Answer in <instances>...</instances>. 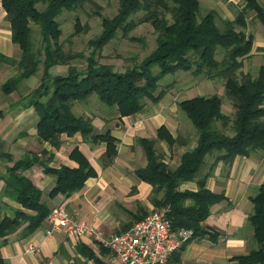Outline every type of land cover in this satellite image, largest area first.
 I'll return each mask as SVG.
<instances>
[{
    "label": "trees",
    "instance_id": "16d2710c",
    "mask_svg": "<svg viewBox=\"0 0 264 264\" xmlns=\"http://www.w3.org/2000/svg\"><path fill=\"white\" fill-rule=\"evenodd\" d=\"M0 1L10 23L11 41L20 49L18 59L0 54V62L15 65L18 70L1 85L0 90L9 94L22 80L35 74L38 65L42 64L44 71L40 83L29 94V104L39 117L36 126L39 139L57 147L62 133H80L93 143L104 142L106 148L101 157L104 167L111 164L116 156L115 140L108 131L94 133L90 118L73 112L74 102H83L96 95L104 106L115 109L121 117L138 112L147 101L160 99L166 90L158 89L159 82L177 71H190L195 76L224 81L225 93L234 108L231 119L233 133L228 135L222 130L230 119L221 112L222 101L218 95L182 100L178 106L186 113L197 133L196 147L182 155L177 168L169 169L162 161V155L155 151L154 143L163 140L172 147L181 140L174 138L162 126L155 139H139L147 165L134 171L138 180L152 186L155 206L169 207L167 215L173 229L188 228L192 230L193 237L203 236L206 231L201 223L208 216L210 206L224 198L205 187V177L196 179L205 157L218 152L215 160L230 161L236 155L264 150V66L259 67L254 77L248 73L238 75L242 60L252 47L251 35L245 32L246 14L254 12V18L264 26V7L258 0H241L243 7L233 20H221L222 27L216 25L213 10L198 16L199 0H117L116 14L111 18L103 16L102 32L89 41L93 51L86 58L83 71L68 65L72 59L83 55L64 51L59 43L62 32L56 18L63 11H74L89 0ZM39 4L42 9L38 8ZM138 13L140 15L136 16ZM31 22L39 28L40 49L33 48ZM142 23H150L156 37L154 50L141 62L120 72L111 64L98 63L93 58L117 31L131 41L141 40L128 34ZM74 27L75 33L82 28L78 20ZM219 53L220 59L217 58ZM53 65H68L67 73L50 76L48 68ZM153 66L158 67L155 74L151 70ZM46 95H49L48 99L41 102L40 98ZM216 122H220L222 129L215 126ZM45 155L46 151L41 155L26 153L13 162L6 175L0 177L4 181L2 193L29 211L17 210L13 216L0 220V237L15 232L22 225L21 237L27 236L43 223L50 212L41 201V190L23 174L34 164L41 165L44 172L55 178L50 197L59 193L69 196L81 189L88 177L96 175L87 158L76 147L69 154V158L78 164L74 168H49L46 161L53 156L49 155L44 160ZM4 156L12 161L10 155ZM194 180L196 191L179 190L181 183ZM158 194L161 196L156 198ZM186 201L190 203L187 205ZM250 201L253 212L249 221L256 247L235 259L237 264H264V183ZM0 264L8 263L0 259Z\"/></svg>",
    "mask_w": 264,
    "mask_h": 264
},
{
    "label": "crops",
    "instance_id": "0c3cea01",
    "mask_svg": "<svg viewBox=\"0 0 264 264\" xmlns=\"http://www.w3.org/2000/svg\"><path fill=\"white\" fill-rule=\"evenodd\" d=\"M204 12L215 11V20H233L243 7L241 0H199ZM264 7V0H258ZM249 11L245 17V32L251 35L252 47L242 60L239 74H257L264 66V26ZM217 22V23H218ZM0 54L18 59L20 49L11 41L10 23L0 1ZM68 65H53L48 68L50 76L65 75ZM43 65H38L35 74L22 80L19 86L5 94L0 90V177L6 175L13 162L26 153H36L46 161L49 168L68 166L77 167L69 158L76 147L88 160L96 175L88 177L82 188L69 196L57 194L49 196L55 184V178L44 172L39 164H34L23 174L38 187L41 201L51 210L63 204L69 215L78 223L90 226L105 236L126 230L135 221L150 211L157 209L153 202L152 186L138 180L134 171L147 165V157L141 138L155 139L157 130L164 126L168 132L181 142L169 147L165 141L157 140L154 149L162 155V161L173 170L180 164L184 153L192 151L197 145V133L178 103L195 96L218 95L221 98V112L229 117V123L222 129L220 122L215 126L231 135V119L234 115L232 102L225 90L220 88V78L207 79L197 76L203 82H195L187 93L165 91L155 102L147 101L136 113L119 116L115 109L104 106L96 95H91L83 102H74L72 110L77 115L90 118L94 133L108 131L115 140L116 156L113 162L102 166L101 157L105 152L104 142L93 143L89 137L80 133L59 136V145L55 147L48 141H42L37 135L38 114L29 104V94L35 89L43 75ZM15 65L0 62V87L10 77L16 75ZM187 94V95H185ZM49 95L40 98L45 102ZM264 107V102H263ZM74 108L78 110L75 111ZM4 155H10L8 161ZM218 152L205 157L197 177H205V187L224 198L210 206L209 214L201 223L206 233L193 237L173 252L166 264H237L235 257L246 255L256 247L252 238L253 227L249 216L253 212L250 198L264 183V150H256L248 155H236L230 161L215 160ZM42 159V158H41ZM4 181L0 179V220L11 217L17 210H28L15 200L2 193ZM179 190L196 191V181L179 185ZM158 194L156 198H159ZM190 201H186L188 205ZM22 225L15 232L0 237V259L8 264H122L107 248L95 242L85 234L76 237L64 230L56 229L46 236L49 227L47 217L34 232L21 237ZM33 244L34 252L27 247Z\"/></svg>",
    "mask_w": 264,
    "mask_h": 264
},
{
    "label": "rangeland",
    "instance_id": "374dc122",
    "mask_svg": "<svg viewBox=\"0 0 264 264\" xmlns=\"http://www.w3.org/2000/svg\"><path fill=\"white\" fill-rule=\"evenodd\" d=\"M38 8L42 9L39 4ZM118 9L117 0H89L74 11H63L56 20L61 27V36L59 43L64 51L74 54L83 55L81 58L72 59L68 65H74L79 71H83L86 67V58L91 56L92 47L89 41L96 38L102 32V17L111 18ZM204 9L200 6L199 15L204 14ZM138 13L136 16H139ZM76 20L79 21L81 30L75 33L74 24ZM218 22V21H217ZM215 23L222 27L221 23ZM31 26V42L33 48H41V36L39 28L36 24L30 23ZM128 36H135L142 38L138 41H131L127 36H123L120 31H117L115 36L104 46L101 51H96L93 58L98 63L111 64L116 71H124L127 68L134 66L141 62L155 48V33L150 23H142L131 30ZM221 58V54L217 55ZM42 65V64H40ZM152 72H158V67L153 66ZM251 75V74H250ZM190 71H177L173 74L164 76L159 82V90L165 89L171 93H187L186 88L195 82H203L202 79L196 78ZM202 77V76H200ZM204 83V82H203ZM218 88L220 85L224 90V81L221 79L215 82ZM187 95V94H185ZM231 102V101H228ZM77 111V108H74Z\"/></svg>",
    "mask_w": 264,
    "mask_h": 264
},
{
    "label": "built area",
    "instance_id": "2783aa9c",
    "mask_svg": "<svg viewBox=\"0 0 264 264\" xmlns=\"http://www.w3.org/2000/svg\"><path fill=\"white\" fill-rule=\"evenodd\" d=\"M169 207L154 209L126 230L105 236L93 227L76 222L63 204L53 207L47 215L49 227L45 235L61 229L76 237L89 235L107 248L122 264H166L171 254L192 238L188 228L173 229L167 213ZM37 250L33 244L28 252Z\"/></svg>",
    "mask_w": 264,
    "mask_h": 264
}]
</instances>
